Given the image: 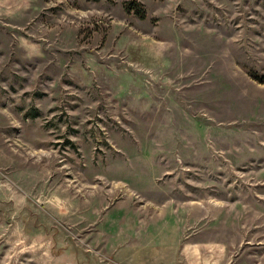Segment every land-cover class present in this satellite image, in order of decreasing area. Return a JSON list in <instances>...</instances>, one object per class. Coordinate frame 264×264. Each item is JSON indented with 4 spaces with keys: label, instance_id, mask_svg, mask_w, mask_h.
Listing matches in <instances>:
<instances>
[{
    "label": "rangeland",
    "instance_id": "obj_1",
    "mask_svg": "<svg viewBox=\"0 0 264 264\" xmlns=\"http://www.w3.org/2000/svg\"><path fill=\"white\" fill-rule=\"evenodd\" d=\"M127 1L0 0V264H264V0Z\"/></svg>",
    "mask_w": 264,
    "mask_h": 264
},
{
    "label": "trees",
    "instance_id": "obj_2",
    "mask_svg": "<svg viewBox=\"0 0 264 264\" xmlns=\"http://www.w3.org/2000/svg\"><path fill=\"white\" fill-rule=\"evenodd\" d=\"M125 6H126V10L129 13H135L140 18L146 17V11L144 5L141 3L140 0H128Z\"/></svg>",
    "mask_w": 264,
    "mask_h": 264
},
{
    "label": "crops",
    "instance_id": "obj_3",
    "mask_svg": "<svg viewBox=\"0 0 264 264\" xmlns=\"http://www.w3.org/2000/svg\"><path fill=\"white\" fill-rule=\"evenodd\" d=\"M154 258H156V257H154Z\"/></svg>",
    "mask_w": 264,
    "mask_h": 264
}]
</instances>
